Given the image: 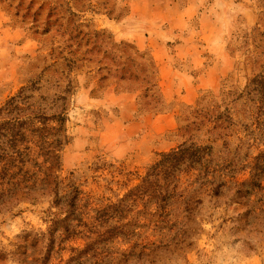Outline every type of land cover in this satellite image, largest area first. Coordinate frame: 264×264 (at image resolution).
Listing matches in <instances>:
<instances>
[{
    "label": "rangeland",
    "instance_id": "1",
    "mask_svg": "<svg viewBox=\"0 0 264 264\" xmlns=\"http://www.w3.org/2000/svg\"><path fill=\"white\" fill-rule=\"evenodd\" d=\"M263 67L264 0H0V108L27 88L21 114L64 109L67 135L51 190L0 202V264H264V215L237 193L264 150ZM184 143L203 164L152 172ZM142 185L176 192L171 231L158 193L127 199Z\"/></svg>",
    "mask_w": 264,
    "mask_h": 264
},
{
    "label": "trees",
    "instance_id": "2",
    "mask_svg": "<svg viewBox=\"0 0 264 264\" xmlns=\"http://www.w3.org/2000/svg\"><path fill=\"white\" fill-rule=\"evenodd\" d=\"M152 64L154 65V62H152ZM249 85H251L252 88L248 89H252L253 91L260 93L259 102L262 103V98L264 96V69L250 82ZM26 90L27 88H22L16 96L11 97L5 103V105L0 108V116L2 117L0 120V202L2 204L10 203L11 200L17 195H22L23 197L27 198L29 195L34 194L37 191L45 192L46 190H51V175L48 173L53 166L58 167V161L56 159L57 156L55 155V152L59 151L61 147L67 143V135L64 128L66 122L64 109L61 112L52 111V113L46 114L47 111L42 108L30 109L28 108L29 105H27L26 108L30 110L29 113L21 114L24 109L22 110V108L19 107V104L23 103L22 101L27 98V96L24 94ZM60 99L63 100L64 98ZM36 122L38 125H36ZM49 122H54L55 125L48 127L47 124ZM45 130H47V134L49 131H54L53 135H51L52 137H46L44 135L46 133ZM204 149H207V147H202L194 143L189 145L184 143L180 145L177 151H173L172 153L163 157L161 162L153 167L152 172H155L159 167L162 169L164 168V170H162L160 173H166L164 175V179L167 180L172 168L176 167L175 161L178 159L180 160L186 150H189V153L187 156L188 161L185 167L190 169L195 164L201 165L203 164V156L199 152ZM38 157H43L42 163L35 161V159ZM171 160H174L175 165L170 163ZM168 161L169 163H167V165L166 162ZM30 165L38 168V172L43 174L44 177L39 180V178L35 176L38 173L29 174L30 172L28 167ZM169 168L170 171H168ZM158 174L159 173L148 174V177L144 180V183H148L150 176ZM224 185L225 184L220 183L218 188L220 189L224 187ZM237 185L238 196L247 199L244 204L246 206L249 204L258 206L257 210L259 212L256 214V218L264 215V150L255 157V162L251 167L249 178L238 183ZM217 192L215 194H217ZM147 193L148 196L155 198L156 193H158L155 202L157 210L151 214L152 216L158 218L154 224L155 229L159 232L164 229H167L168 232L171 231L173 224L169 227H164L163 225L161 226V224H169L168 221H164V217L168 215L166 208L168 207L169 203H166V201L173 198L176 192L169 194L167 189H165L164 193L161 192L160 189L149 192V186L145 187L142 185L130 191V193L127 195V199L131 197L142 198L144 195H147ZM54 194V203L60 204L65 202H62L61 198L57 197L58 194L56 192ZM68 197V199L63 197V199H66L68 202H66V204H69V206L74 205L72 201L75 200L77 196L69 195ZM251 197H254L253 203H251ZM183 204V212L188 213L189 208L187 207V201H184ZM255 211V209L251 208L249 213L255 215ZM159 218H162V220ZM144 226L145 225H143V227ZM64 230L66 231V237L63 239H66L70 235V229L69 227H65ZM133 233L134 231H131L129 234L126 233L125 236ZM165 236L166 235L164 234L162 238L157 241V244L155 241L145 243L141 249H151V251L154 249H166L169 242L164 243L163 239H167L163 238ZM167 240L171 241L169 239ZM88 250L91 249H85L84 251L80 252L76 258H72V260L80 261L81 256H85ZM142 254L143 251L139 252L137 257L141 258ZM132 255L133 253L130 252L128 255H124V257H131Z\"/></svg>",
    "mask_w": 264,
    "mask_h": 264
}]
</instances>
